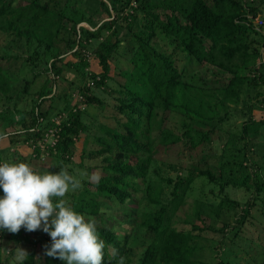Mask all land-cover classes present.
I'll list each match as a JSON object with an SVG mask.
<instances>
[{
  "label": "trees",
  "instance_id": "obj_1",
  "mask_svg": "<svg viewBox=\"0 0 264 264\" xmlns=\"http://www.w3.org/2000/svg\"><path fill=\"white\" fill-rule=\"evenodd\" d=\"M254 1L257 5L249 0H0V32L7 38L0 54V129L4 123L11 128L0 132L7 141L5 146L0 143V163H29L46 154L54 160L46 167L57 172L67 162L84 169L87 157L102 156L99 182L85 180L69 196L76 212L94 217L105 242L102 264H238L224 238H254L246 231V220L253 223L256 205L261 206L263 222L255 239L264 242V135L259 137L264 116L221 140L216 164L209 163L214 155L207 152L193 166L174 160L171 168L184 173L176 175L171 190L156 183L157 169L153 175L150 171L159 151L179 143L189 151L210 144L216 120L229 112L221 115L218 108L241 90H256L264 107V33L253 23L264 0ZM98 11L106 14L104 20L96 17ZM115 24L133 38L124 54L107 34L117 31ZM86 50L93 51L101 72L89 69ZM123 56L127 62L121 67L114 61ZM113 63L123 78L113 88L118 94L117 127L103 126L110 139L98 134L88 139L84 108L95 105L96 120L105 113L106 103L94 89L107 91L108 81L114 80L109 74ZM42 73L45 79L28 99L29 88ZM59 80L68 83L67 90L57 88ZM217 85L221 98L213 103L210 91ZM167 112L186 118L180 134L166 127ZM204 121L213 126L205 131L195 127ZM119 126L125 132L118 131ZM48 128L59 135L54 143L43 137ZM82 133L80 160L74 162L73 146ZM20 142L32 146V152L23 155L17 149ZM92 143L101 148L93 149ZM197 177L211 185L213 197L193 201L179 218L177 211L188 202L186 192ZM160 179L172 181L168 176ZM230 187L244 190L248 198L229 197ZM193 215L200 225L191 222ZM107 219L117 222L107 225ZM179 222L189 226L178 227ZM3 239L9 240L1 248ZM0 241V264H10L16 243H32L21 230H0ZM42 244L36 239L22 264H65L45 255L50 237H43ZM261 261L264 264V256Z\"/></svg>",
  "mask_w": 264,
  "mask_h": 264
},
{
  "label": "rangeland",
  "instance_id": "obj_2",
  "mask_svg": "<svg viewBox=\"0 0 264 264\" xmlns=\"http://www.w3.org/2000/svg\"><path fill=\"white\" fill-rule=\"evenodd\" d=\"M252 1V4H256L258 3V1H254V0H249ZM261 8V12H259L258 15H256V17L253 19V23L256 26L255 28L259 29L262 33H264V5L260 6ZM90 15L89 13L86 14V16ZM96 17L100 20H104L106 17V14L103 12L102 14H100V11L97 12ZM80 25L82 26H87L89 27L86 23H81ZM90 28V27H89ZM114 29H116V32H113L112 30H109L107 32L108 37L110 38L111 41H115L117 40V44H118V52L120 54H124L125 51L129 48V42L131 40H133V38L131 37V33L129 31H127L124 27H122L120 24H115L113 26ZM254 38H259V36L254 35ZM6 36H4L1 32H0V54L2 53V49H3V45L6 42ZM156 43H158V45L166 48V46H163V42L161 41V39H156L155 40ZM18 49H21L18 48ZM10 50H14V48H10ZM92 50H86L85 56L89 61V69L95 72H101L102 68L99 65V63L97 61H95L94 59V55L92 53ZM25 55H28V52H25ZM125 56L121 57V58H117L115 59V63L117 64H121V67L125 64L126 59L124 58ZM69 57H66V59L68 60ZM178 57H176V60ZM124 62V63H123ZM117 69L114 68V63L112 68L110 69L109 74L114 76V80L108 81L109 85L107 84L105 87V90L107 91H102V89H94V93L103 101H105L106 103V111L103 114L104 111H102L100 114V116L98 117L99 120H96L94 117L97 114L96 111V107L95 105H87L84 108V112H85V116L84 118V122L89 124V128H88V133H89V137L88 139H92V135L94 134H98V136H103L105 138L110 139V135L106 134V129L104 131L103 126H108V127H117V120L114 117L115 115L119 116L117 114L116 111V107L115 104L117 103V96L118 94L116 92H113V88H116L118 86L117 81L118 80H123V78L117 73ZM46 74L42 73V75L37 79V81L35 82L34 85H32L29 88V91L31 90L30 94L27 96L28 99H30L31 94L35 93V90H37L40 86V84L43 82V80L45 79ZM206 77L209 78L211 77V75L206 72ZM68 83L64 82V80H59L58 81V89H64L67 90ZM221 86H218L214 89L210 91V98L212 100V102L214 103L218 98H221V95L219 93V91L217 90V88H220ZM107 88V89H106ZM112 90V91H110ZM70 92V91H69ZM111 92V93H110ZM262 98L261 95H258L256 90L253 89H249V90H241V92L239 93L238 97L235 98H230L227 102L226 105L223 109L218 108V112L220 111V114L223 115L224 111L227 110L229 111L228 114L223 115L222 116V120H216L217 121V127L216 129L213 131L212 133V142L208 145L203 144L199 147H196L194 150L189 151L187 148H184L183 145L181 143H179L178 145H174L171 146L170 148L167 149V152H165L166 150H162L159 151V153H157L155 155L156 160L153 162V166L150 169L151 171V175H153L152 170L153 169H157L159 171V175L157 177L156 183L159 184L160 186H162V188L166 189V190H171V187L173 185V183L176 180V175L177 174H182L184 173L183 171H177L173 168H171V164L173 163L174 160L180 162V164H182L184 167L187 166H193L195 160H198L201 157H206V152L213 154L214 157H211L209 163L211 165L216 164L217 160H216V156L220 153V149L221 146L223 145V142L221 140L225 139L227 136L231 135L232 132H237L240 131L242 124L245 122H251L252 120H259L260 118H262L264 116V107L261 106V102L259 101ZM1 109V107H0ZM72 110V108L70 109ZM99 112V111H98ZM251 119V120H248ZM125 120L124 117H120V121ZM186 120L185 117L182 116L181 113L178 112H167V123H166V127L169 128L170 130H172L173 132L180 134L184 127L182 126V121ZM92 124H91V123ZM212 124L215 123L214 121L211 122ZM104 124V125H103ZM102 126V128H100ZM213 125H206V121L197 124L195 127L198 129H201L203 131H205L208 128H211ZM9 131L11 130L10 126H8V124L4 123L1 126L0 132H4V131ZM118 131L121 132H125V130L123 128H121L120 126L117 128ZM156 130V128L152 131L154 132ZM13 131V130H12ZM50 128L46 129V131L44 132L43 136H45V134L49 133ZM51 135V133H50ZM261 135H264V129L261 130V133L259 135V137ZM59 137V135H55V139L57 140V138ZM84 138V134H80L79 140L76 141V143L73 146V157L72 160L74 162H78L80 160L79 156H80V149L82 146V140ZM3 139H6V137H0V143H3V146L6 145L7 141L4 142ZM36 143H40V141H37ZM91 147L93 149H99L101 148L100 144L98 143H92ZM203 148V149H202ZM17 149L22 152L23 155H28L29 151L32 152V146L28 145L27 143H21L17 144ZM7 150V149H6ZM177 150L180 151V157H177L175 154H177ZM6 153V151L4 152ZM3 153V154H4ZM189 153H191V155H189ZM186 154V155H185ZM22 162H26L27 161L25 159H22ZM101 162H102V156H98V157H87L85 159V168L84 169H79L76 168L78 167V165L67 162L65 163V167L64 169H66L68 171V173L72 176H74L76 179H78L81 183V187L77 190H75L74 192L76 193L77 191H79L82 186H83V182L85 180H90L91 182H94L91 177L93 175H101V170H100V166H101ZM50 163L52 165H54V160L53 158L50 156V159L48 158V156H46V154H44L42 157L40 158H36V159H32L28 164H30L33 168L36 169H40L41 171L43 170H48V171H52V172H56L57 168H47V164ZM248 166V165H246ZM91 168V171H88V168ZM255 169V168H253ZM76 176H75V175ZM164 177L166 178L171 177L172 181L170 183L166 182L165 180H161L160 177ZM153 178H155L153 176ZM211 185H208L206 183L205 178H201V177H197L193 183L191 188L188 189V191L186 192V194L188 195L187 197V203L185 202V204L181 205L177 211V215L179 218H183L186 214L187 211L190 209L191 204H193V201L195 202H200V201H204L206 200L205 198L208 196H212V192L210 191ZM216 191V189H215ZM228 191V196L232 197L234 199H239V200H245L248 198V194L247 192H245L242 189H235L233 187H230L227 189ZM70 192L71 190L66 193L64 199L71 204L70 201ZM217 192V191H216ZM113 210H116V207L112 208ZM111 209H106L107 212H111ZM260 211H261V206H254L251 210V216L252 217V221L250 223V219L248 218L246 220V231L251 235L254 236V238L251 239H246L244 237H241L240 235L237 237H226L224 238V241L226 242L227 246H230L236 254L237 257V263L238 264H260L262 261L261 259L264 256V250L262 251V249L264 248V242L259 241L256 238V236H258L260 227H259V223L261 224V222H263L262 217H260ZM116 216H119L120 213L115 212ZM85 217H89V216H85ZM94 218V217H92ZM231 221L233 222V219H231ZM107 225H112L114 226V224L117 222V220H111V219H107L106 221ZM191 222H196L200 225L199 220L196 218V215L192 217ZM178 227H185L187 228L189 226V224H183L181 222H179L177 224ZM22 234H24L25 236L28 235L30 237V239L32 240V243H24V242H18L16 243V246L19 248H22L24 250L28 251L30 250V247L33 245L34 241L38 238H40V242L41 245L42 241H43V237H50L47 233L43 232V230H36V231H26L23 227L20 229ZM206 232V230H205ZM9 239H3L2 240V247H5V242L8 241ZM1 244V241H0ZM137 244V241L135 238L132 239L131 241V245L135 246ZM9 247H7L8 249ZM217 248V246H216ZM17 250H14L13 256L10 259V264H17L18 261L16 259L17 257ZM221 249H223V247H221ZM2 258H4L5 256V252H2ZM38 254H42V251L40 250L38 252ZM29 255V253H28ZM38 256L35 255V258H37ZM14 262V263H13ZM35 263H39V260H36Z\"/></svg>",
  "mask_w": 264,
  "mask_h": 264
},
{
  "label": "clouds",
  "instance_id": "obj_3",
  "mask_svg": "<svg viewBox=\"0 0 264 264\" xmlns=\"http://www.w3.org/2000/svg\"><path fill=\"white\" fill-rule=\"evenodd\" d=\"M91 179L98 183L100 177ZM80 187L66 169L52 172L26 162L0 163V230L13 234L22 227L29 232L43 230L51 238L45 255L65 264H102L105 242L94 218L76 212L64 199ZM27 258V251L19 248L17 261L22 264Z\"/></svg>",
  "mask_w": 264,
  "mask_h": 264
},
{
  "label": "built area",
  "instance_id": "obj_4",
  "mask_svg": "<svg viewBox=\"0 0 264 264\" xmlns=\"http://www.w3.org/2000/svg\"><path fill=\"white\" fill-rule=\"evenodd\" d=\"M54 132H56V129H50L49 133L45 134V136H44L45 137V140L48 141V139L50 140V138H51V139H53L52 143H54L56 141V139L53 137ZM50 133H51V135H50ZM38 145L41 146L42 149L45 147L44 144L38 143Z\"/></svg>",
  "mask_w": 264,
  "mask_h": 264
},
{
  "label": "crops",
  "instance_id": "obj_5",
  "mask_svg": "<svg viewBox=\"0 0 264 264\" xmlns=\"http://www.w3.org/2000/svg\"><path fill=\"white\" fill-rule=\"evenodd\" d=\"M48 129H49V128H48ZM53 129H54V128H53ZM53 137H55V136L53 135ZM48 140H49V139H48ZM52 141H53V139L50 138V142H52Z\"/></svg>",
  "mask_w": 264,
  "mask_h": 264
},
{
  "label": "water",
  "instance_id": "obj_6",
  "mask_svg": "<svg viewBox=\"0 0 264 264\" xmlns=\"http://www.w3.org/2000/svg\"><path fill=\"white\" fill-rule=\"evenodd\" d=\"M91 28V27H90Z\"/></svg>",
  "mask_w": 264,
  "mask_h": 264
}]
</instances>
